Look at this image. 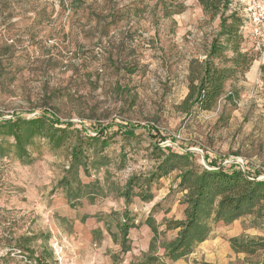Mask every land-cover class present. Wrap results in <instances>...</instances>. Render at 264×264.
Wrapping results in <instances>:
<instances>
[{"label": "rangeland", "instance_id": "rangeland-1", "mask_svg": "<svg viewBox=\"0 0 264 264\" xmlns=\"http://www.w3.org/2000/svg\"><path fill=\"white\" fill-rule=\"evenodd\" d=\"M231 10L244 20L243 50L256 60L227 87L238 92L236 103L224 97L212 111L187 114L180 106L190 63L206 58L220 30V18L211 20L197 0H0V120L50 112L85 136L108 128L102 138L110 142L108 164L79 173L83 184L99 180L103 193L75 208L64 192L66 148L44 141L30 163L0 159V264H37L40 256L46 264H264L258 211L228 225L210 221L193 253L165 258L177 236L168 222L185 220L179 172L135 190L152 201L136 195L126 206L119 195L131 177L156 172L157 144L165 154L193 152L210 171L245 169L264 181V38L252 24L264 25V0H232ZM121 125L134 135L124 137ZM126 208L136 224L127 251L118 228ZM21 236H36L34 256L17 247ZM233 240L250 252L236 253Z\"/></svg>", "mask_w": 264, "mask_h": 264}, {"label": "trees", "instance_id": "trees-1", "mask_svg": "<svg viewBox=\"0 0 264 264\" xmlns=\"http://www.w3.org/2000/svg\"><path fill=\"white\" fill-rule=\"evenodd\" d=\"M197 1L211 20L220 18V30L212 39L206 58L202 61L192 60L190 63L188 94L180 106L187 114L212 111L224 97L227 103H236L239 100L238 92L234 90L227 94V87L244 77L256 60L254 55L243 50L244 20L231 10L232 0ZM261 69L264 73V66ZM62 125L66 126L62 128ZM119 127L126 138L132 137L136 129L129 125ZM104 129L98 130L96 136H85L72 123L64 124L55 113L50 112L33 118L21 115L11 119L2 118L0 159L12 156L23 164L30 163L33 150H39L44 141L54 151L66 148L72 161L69 176L63 181L64 192L70 207L75 208L82 198H95L97 194L103 193L99 180L94 184H83L79 173L82 170L88 177L91 167L99 168L108 164L103 151L110 146V142L102 138ZM155 149L161 152L159 155L154 154L159 163L156 172L148 177H131L119 195L125 200L126 206H129L137 195V188L143 190L145 187L149 190L153 181L166 178L174 172L180 173L177 188L184 194L185 220L168 222V229L177 230V236L166 249V259L175 262L193 253L210 236V221L228 225L256 211L264 214L263 180L252 178L243 170L226 171L220 168L215 172L210 171L197 164L195 154L191 151L178 154L169 150L165 154L159 144ZM137 196L144 202L154 199L153 194H145V191ZM157 207L158 205L154 209ZM146 223L153 226L152 218L149 217ZM118 228L121 245L127 251L130 231L136 228L128 208L119 220ZM36 239V236H21L17 239V247L22 253L34 256L35 251L28 246ZM231 245L238 254L250 252V244H240L233 240ZM157 260L151 258L146 261L152 264ZM35 261L37 264H46L43 256L37 257Z\"/></svg>", "mask_w": 264, "mask_h": 264}, {"label": "built area", "instance_id": "built-area-1", "mask_svg": "<svg viewBox=\"0 0 264 264\" xmlns=\"http://www.w3.org/2000/svg\"><path fill=\"white\" fill-rule=\"evenodd\" d=\"M252 24H253V27H255V29H254L255 34L256 35H259V36H255V37H257V38H264V25L262 24V22H260L257 18H255L253 20ZM259 26H263V29L260 30ZM242 168H244V165H243ZM243 170H245V169H243ZM244 172H246V171H244Z\"/></svg>", "mask_w": 264, "mask_h": 264}, {"label": "crops", "instance_id": "crops-1", "mask_svg": "<svg viewBox=\"0 0 264 264\" xmlns=\"http://www.w3.org/2000/svg\"><path fill=\"white\" fill-rule=\"evenodd\" d=\"M168 182H170V180Z\"/></svg>", "mask_w": 264, "mask_h": 264}]
</instances>
